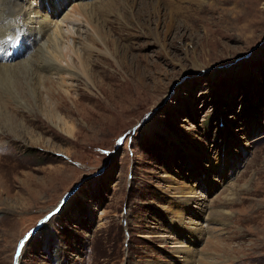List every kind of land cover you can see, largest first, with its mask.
Segmentation results:
<instances>
[{"label":"rangeland","instance_id":"1","mask_svg":"<svg viewBox=\"0 0 264 264\" xmlns=\"http://www.w3.org/2000/svg\"><path fill=\"white\" fill-rule=\"evenodd\" d=\"M15 1L63 67L88 6L0 88V264H264V0Z\"/></svg>","mask_w":264,"mask_h":264},{"label":"bare ground","instance_id":"2","mask_svg":"<svg viewBox=\"0 0 264 264\" xmlns=\"http://www.w3.org/2000/svg\"><path fill=\"white\" fill-rule=\"evenodd\" d=\"M16 6L17 3L15 0H0V88L6 89V87L10 86L9 84L11 82H15L13 80V73L17 72L15 71L16 69L18 70V74L26 73V75H29L30 72H32V69L30 68V63L34 62L38 64L39 68H42L43 70L44 74L40 76V79H44V81H41L43 83L40 82L39 85L42 84L43 90L48 94L49 89H47L45 85H52L53 79L49 80V77H46L48 76L47 74H52L53 76V71H59L60 74L64 75L65 71H68L70 72V74H73V78L77 77V74L72 73L69 70V67H72L73 64L72 58L77 57L70 42L73 40L72 38L76 34L73 28L74 24L79 21L81 13L86 11L85 9L88 5L80 4L78 8H76L77 11L75 13L70 14L71 16H68V22H64L66 24L64 25V28L60 31L62 42L60 47H58V53L55 54V56L61 61V63L64 60V62L66 63L65 67L67 68V70L61 65H53V62H51L52 60L47 59L46 55L43 52V48L39 45L40 32H42V35L46 34L43 26H41V30L38 32L35 31V27H32L30 25L28 26L27 30H22V32H18L13 26H11L9 19L13 17V14H15L14 10ZM64 18L67 19L66 17ZM71 21H74V23H71ZM41 25H43V23ZM77 30L78 29H76V31ZM86 51L89 50L86 49ZM21 55H28V57L26 58V60L22 58V63H18L17 65H11L12 62L9 60ZM78 60L80 73L85 75L87 79H92L93 75L90 72V68H88L87 70V68L85 67L86 62L82 60V57H78ZM35 68L37 67L35 66ZM63 75L61 77V80H64L65 78L63 77ZM0 122L5 123L7 129L12 132L15 120L10 117L7 112L5 114L0 112ZM9 125L12 127H9Z\"/></svg>","mask_w":264,"mask_h":264}]
</instances>
